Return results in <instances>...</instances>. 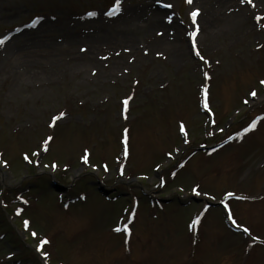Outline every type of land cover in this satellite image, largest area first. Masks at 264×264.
I'll return each instance as SVG.
<instances>
[{
	"label": "rangeland",
	"instance_id": "rangeland-1",
	"mask_svg": "<svg viewBox=\"0 0 264 264\" xmlns=\"http://www.w3.org/2000/svg\"><path fill=\"white\" fill-rule=\"evenodd\" d=\"M112 2L0 0V264H264L259 244L240 260L247 237L226 230L219 209L204 213L191 245L195 207L147 200L194 186L213 199L247 193L253 199L229 200L232 217L264 239V116L181 164L191 146L264 113V0H121L107 15ZM94 177L128 196L107 200ZM143 193L135 211H123ZM132 210L126 237L114 229ZM41 236L47 257L35 250Z\"/></svg>",
	"mask_w": 264,
	"mask_h": 264
},
{
	"label": "snow or ice",
	"instance_id": "snow-or-ice-1",
	"mask_svg": "<svg viewBox=\"0 0 264 264\" xmlns=\"http://www.w3.org/2000/svg\"><path fill=\"white\" fill-rule=\"evenodd\" d=\"M157 2L159 3L160 0H157ZM186 2H187V3H191V0H186ZM251 2H252V0H240V3H241V4H244V3L251 4ZM120 5H121V0H114V2L111 3V7L109 8V10H108V12H107L106 14H107V15H114L116 12H119V11H120ZM168 7H171V5H168ZM197 12H198V9H193V10L189 13V17L192 19V21H193L194 24H195V17H196V15H197ZM85 15H87V16H95L96 13L90 11V12H86ZM254 19L259 20V19H260L259 14H257V16L254 17ZM34 25H35V21H33V26H34ZM261 27H264V25H261ZM195 35H196L195 31H190V32L188 33V36H189V37H194ZM256 47L259 48V47H261V45L257 44ZM192 49H193V51L195 52V54H196L198 57H200L201 60H204V57L200 56L199 51L196 50V45H195L194 42H193V44H192ZM81 51H84V49L81 48ZM157 55H160V53H157ZM205 63H207L206 60H205ZM204 76L207 77V76H208V73H204ZM133 82L135 83L136 81H133ZM259 84H260L261 87H264V80L259 81ZM206 88H207V85H204V86L201 87V89H200V95H201V97H202V103H204L203 97L206 95V93H205V89H206ZM255 94H256L255 91H251V92L248 93V95H250V96H255ZM128 99H130V97H126V98H124L123 103H124L125 106L128 104ZM204 106H205V108H207V104H206V103H204ZM59 115H60V116H63L64 113L61 112ZM58 118H59V117H57V116H53V117H52L53 120H56V119H58ZM257 119H259V118H257ZM257 119H253V120H251V121L247 124V126H246L245 128H243V131H244V132H247V131H249V130H251V129H254V128L256 127V124H257ZM180 132H181V133L184 132V126H183L182 124L180 125ZM236 135L239 136L240 133H237ZM229 139H232V137H229ZM46 142H47V141H45V143H46ZM85 155H87V150H85ZM169 155H171V153H169ZM25 159H27L26 156H25ZM84 159H85V156H81V160H84ZM3 163H5V162H4V161H0V164H3ZM94 167H95V166H94ZM192 191H193L194 193L197 192V189H196L195 186L193 187ZM197 194H199V193H197ZM203 195L207 196L208 194H207V193H203ZM224 195L230 197V196L233 195V193H232V192H226ZM220 203L223 204L224 201L221 200ZM225 208L227 209V205H225ZM15 211H16L17 214H19L21 210H20L19 208H17ZM228 219L231 220L234 224L236 223V221L233 219V217H232L231 215H229ZM199 220H200V216H196L195 218H193L192 221H191V223H190V225H189V227L192 228V229H195V226H196V224H197V222H198ZM22 224H23L24 228L27 229L28 226H29V221H28L27 219H25V220L22 221ZM237 226H238V227H242V228H243V231H244L245 233H247V232L249 231L248 228L243 227L242 225H237ZM114 230L117 231V232H120V231H121V226L117 225V227H116ZM128 231H129L128 226H127V225H124V226H123V232L125 233V236H126V234L128 233ZM30 234H31V236H33V237H36V236H37V233H36L35 231L31 232ZM47 243H48L47 238L41 236L40 239H39V241L35 244V250H36L41 256H43V257H47V256H48V253H47V252H43V251L41 250V249H42V246H43V245H46ZM9 256H11V253H9Z\"/></svg>",
	"mask_w": 264,
	"mask_h": 264
},
{
	"label": "bare ground",
	"instance_id": "bare-ground-1",
	"mask_svg": "<svg viewBox=\"0 0 264 264\" xmlns=\"http://www.w3.org/2000/svg\"><path fill=\"white\" fill-rule=\"evenodd\" d=\"M235 17H237V16L232 15V20L230 18H227V21H230V20L233 21V20H235ZM31 54H21V55H31ZM16 55H19V54H16ZM6 64H7V62H6ZM21 78H25L24 75H21V76L17 75L16 76V80L14 81L15 83H13L14 88H16V89L20 88L19 84H21V82H20ZM9 90L12 91L11 89H9Z\"/></svg>",
	"mask_w": 264,
	"mask_h": 264
}]
</instances>
